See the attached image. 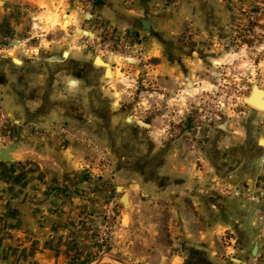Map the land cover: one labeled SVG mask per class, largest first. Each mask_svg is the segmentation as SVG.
Listing matches in <instances>:
<instances>
[{
	"label": "crops",
	"instance_id": "crops-1",
	"mask_svg": "<svg viewBox=\"0 0 264 264\" xmlns=\"http://www.w3.org/2000/svg\"><path fill=\"white\" fill-rule=\"evenodd\" d=\"M182 3L183 9L178 12L155 0H91L89 5L93 20L103 17L117 28L133 31L143 41L142 57L147 60L143 68L158 81L159 90L173 96L178 91L188 96L190 93L189 106H196L201 101L198 94L205 93L203 99L211 105L221 99L215 86L219 78L216 74L221 70L212 68L211 63L223 65L226 54L207 57L211 62L190 58L189 47L180 41L178 30L189 17L199 28L220 29L226 23L225 9L220 0ZM84 4L80 5L79 0H0L1 14L30 13L21 25L12 20L15 37L21 38L25 27L31 34L36 30L47 33L42 39L41 55L32 65L19 43H15L18 49L12 53L13 58L0 57V69L2 60L11 62L10 69H6L11 76L8 108L17 132L69 124L88 131L110 154L105 179L81 182L77 176L81 177L84 168L94 166L86 159L80 141L55 140L49 131L40 139L32 133V138L23 136L25 142H19L11 153L12 161H0V264H63L61 259L71 246L67 236H77L81 217L90 219V227L101 223V208L113 186L117 193L119 188L128 191L122 193L128 194V205L133 203L136 190L164 196L189 189V204L196 205L199 212L189 216L206 221L207 235L234 231L237 237H244L243 250L249 249L252 257H260L262 248L252 238L257 218L254 202L245 197L226 199L208 188L226 184L253 200L264 197V138L259 137L255 127L258 117H249L247 123L236 126L233 115L222 110L220 124L209 133L204 170L195 172L189 168L188 173L179 158L177 141L159 146L160 120L141 118L131 108L119 107L120 99H113L112 90H120L114 96L121 98L123 89L114 80L109 64L102 60L105 65H99L98 58L83 52L77 39L63 32L62 21L79 33L91 27L89 15H80ZM108 79L112 89L106 86ZM172 84L177 87L172 88ZM22 161L33 167L27 170L24 184L18 179L17 169ZM102 186L104 194L97 191ZM75 188L84 193H71ZM196 233L205 234L190 228L189 236ZM22 240L24 245L19 249ZM34 245L39 249L35 251ZM83 245L87 247L88 243ZM18 249L30 253L27 260L31 262H19ZM208 250L202 244L189 242V264H203ZM39 251L43 253L40 257Z\"/></svg>",
	"mask_w": 264,
	"mask_h": 264
},
{
	"label": "rangeland",
	"instance_id": "rangeland-1",
	"mask_svg": "<svg viewBox=\"0 0 264 264\" xmlns=\"http://www.w3.org/2000/svg\"><path fill=\"white\" fill-rule=\"evenodd\" d=\"M155 1L175 12L183 9L182 0ZM220 1L225 9L224 27L202 29L189 17V20H185L186 24L178 30L180 41L185 47H189L190 58L211 62V59L206 58L217 56L219 53L226 54L223 65L218 66L220 62H217L218 65L211 63L212 68L221 70L216 74L219 78L216 79L215 84L217 97L221 99L218 98L211 105L204 101L205 93L198 94L201 101L196 106L192 104L189 106L190 93L188 96L185 92L178 91L173 96L159 90L158 81L149 75L148 70H145L147 68H143L147 66V60L142 57L143 41L133 31L117 28L103 17L98 16L93 20L94 13L91 8L86 9L82 6L80 15L90 16L89 29L79 33L70 28L67 21L61 22L63 32H68L77 39L78 47L83 52L94 58H101L109 64V69L115 73L114 80L119 81L123 89L121 98L114 96L115 92L120 93V90H112L113 99H120L119 107H129L141 118L160 120L157 126L163 138L160 136L159 146L168 142L172 145L177 141L179 158L188 173L189 168L194 169L195 172L204 170L206 143L209 133L220 124L218 118L222 110L227 109L233 115L231 119H235L236 126L247 123L249 117L257 116L255 127L259 137L264 138V110L254 109L245 103L248 94L255 87L264 91V0ZM84 2L91 3V0H79L80 5ZM29 15L28 12L0 13V57L13 58L12 53L18 49L15 43H19L27 53L31 65L41 55L42 39L46 38L47 33L36 30L31 34L29 27L24 26L22 37H15L12 22L21 25ZM84 31L87 34H84ZM98 62L101 63V60ZM10 63V60H2L0 69V150L16 148L19 142H25L23 136L32 138V133L35 138L40 139L49 131L55 140L76 139L84 146L86 159L94 167L84 168L81 177L77 176L79 181L91 179L92 182L97 183L99 177L105 179V169L110 161L109 151L102 148L100 143L97 144L91 138V134L83 128L80 130L69 124H54L25 128L22 134L17 132V125L9 115L8 108L11 76L7 70L10 69ZM210 78L213 79V76ZM109 83L110 80L106 86ZM107 87L111 88L110 85ZM171 87L175 89L177 85L172 84ZM101 99L98 96V100ZM219 100L224 105L221 106ZM32 168L31 163L27 167L25 161L17 164L18 179L21 183L23 181L24 184L27 170ZM218 184L208 188L213 190L214 194L226 199L245 197L254 202L257 218L253 224L256 235L252 238L256 239L257 244L262 248L260 257H252L249 249L243 250L246 247L244 237L242 239L237 237L234 231L221 230L214 236L207 235L206 221L201 217L193 219L189 216L193 211L198 212L196 205L189 204V189L171 192L164 196H152L141 189L136 190L133 203L124 207L121 197L122 193L128 191L117 193L116 186H113L109 189L111 194L105 198L101 208V223L94 224L96 227L92 224L90 227L88 225L90 219L86 216L81 217L77 224L79 227L77 236H67V243L69 242L71 246H68L61 260L63 264H100L105 258L104 264H189L191 259L189 242H193L209 249L208 254L203 256V264L216 262L241 264L240 261L244 262L242 264H264V197L253 200L252 196L238 189L226 184ZM97 191L100 194L106 192L103 186ZM72 192L77 196L81 192L84 193L78 188L72 189ZM110 210L114 212L112 235L104 244H98L100 233L107 222V212ZM194 227L205 234L201 236L196 233L194 236H189L190 228ZM87 243L88 246L85 248L83 244ZM23 245L22 240V244L18 245L19 249ZM33 248L35 251L39 249L36 245ZM19 249L18 261L31 262L27 260L30 259L31 254L25 251L22 253ZM40 253H38L39 257L43 254ZM196 258L202 260V257ZM34 263L43 264L40 261Z\"/></svg>",
	"mask_w": 264,
	"mask_h": 264
},
{
	"label": "water",
	"instance_id": "water-1",
	"mask_svg": "<svg viewBox=\"0 0 264 264\" xmlns=\"http://www.w3.org/2000/svg\"><path fill=\"white\" fill-rule=\"evenodd\" d=\"M90 18V16L88 17ZM84 34H87L86 32H84ZM101 60V63H99V65H105V63L102 61L101 58H98V61ZM264 91L255 87L253 89V92L251 94L250 97H248L247 101H245V103H247V105H249L250 107H253L254 109H261L264 110ZM15 147H9L6 149H1L0 150V161L1 162H10L12 161L11 158V153L14 151ZM122 189L119 188V191H121ZM128 194L125 193L123 194L122 198H121V202L124 205V207L128 206ZM257 251V248L255 249V252Z\"/></svg>",
	"mask_w": 264,
	"mask_h": 264
},
{
	"label": "built area",
	"instance_id": "built-area-1",
	"mask_svg": "<svg viewBox=\"0 0 264 264\" xmlns=\"http://www.w3.org/2000/svg\"><path fill=\"white\" fill-rule=\"evenodd\" d=\"M84 6L86 9L90 8L89 3L84 2ZM113 217H114V212L113 211H108L106 218H107V222L105 224V227L103 229V231H101L100 233V239H98V244H104L112 235V228H113Z\"/></svg>",
	"mask_w": 264,
	"mask_h": 264
},
{
	"label": "bare ground",
	"instance_id": "bare-ground-1",
	"mask_svg": "<svg viewBox=\"0 0 264 264\" xmlns=\"http://www.w3.org/2000/svg\"><path fill=\"white\" fill-rule=\"evenodd\" d=\"M263 101H264V99H263Z\"/></svg>",
	"mask_w": 264,
	"mask_h": 264
}]
</instances>
